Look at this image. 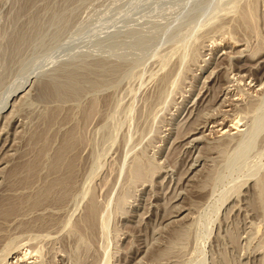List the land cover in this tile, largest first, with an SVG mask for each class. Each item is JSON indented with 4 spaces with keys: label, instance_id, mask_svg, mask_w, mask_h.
Here are the masks:
<instances>
[{
    "label": "rangeland",
    "instance_id": "1",
    "mask_svg": "<svg viewBox=\"0 0 264 264\" xmlns=\"http://www.w3.org/2000/svg\"><path fill=\"white\" fill-rule=\"evenodd\" d=\"M0 264H264V0H0Z\"/></svg>",
    "mask_w": 264,
    "mask_h": 264
},
{
    "label": "bare ground",
    "instance_id": "2",
    "mask_svg": "<svg viewBox=\"0 0 264 264\" xmlns=\"http://www.w3.org/2000/svg\"><path fill=\"white\" fill-rule=\"evenodd\" d=\"M235 125V124H234Z\"/></svg>",
    "mask_w": 264,
    "mask_h": 264
}]
</instances>
